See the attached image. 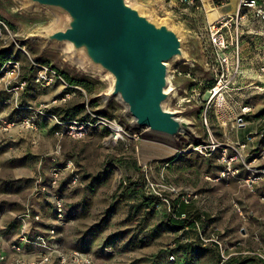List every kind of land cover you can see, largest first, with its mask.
<instances>
[{"label":"rangeland","instance_id":"rangeland-1","mask_svg":"<svg viewBox=\"0 0 264 264\" xmlns=\"http://www.w3.org/2000/svg\"><path fill=\"white\" fill-rule=\"evenodd\" d=\"M126 1L177 30L188 55L167 68L178 96L164 109L189 124L179 136L137 127L124 103L110 96L111 74L84 53L43 39L65 29V12L30 0H0V21L7 26L0 35L3 263L12 250L13 264L48 257L45 264H261L264 183L250 188L246 180L250 163L262 160L264 151L253 159L261 148L244 155L231 141L247 101L238 106L226 99L223 106L209 93L218 69L207 19L233 14L235 3ZM40 67L53 77L49 86L37 82ZM59 97L67 100L51 106L49 117L39 113ZM88 111L129 136L111 143L112 131L99 123L80 139L56 136L58 123L87 120ZM185 199L188 220L173 227L170 219L180 216L173 202Z\"/></svg>","mask_w":264,"mask_h":264},{"label":"water","instance_id":"water-1","mask_svg":"<svg viewBox=\"0 0 264 264\" xmlns=\"http://www.w3.org/2000/svg\"><path fill=\"white\" fill-rule=\"evenodd\" d=\"M30 1L68 15L65 29L43 39L69 43L74 53H84L92 66L109 72L114 79L110 96L124 103L137 127L166 137L189 128L163 107L166 63L183 54L177 30L153 22L126 0Z\"/></svg>","mask_w":264,"mask_h":264},{"label":"built area","instance_id":"built-area-1","mask_svg":"<svg viewBox=\"0 0 264 264\" xmlns=\"http://www.w3.org/2000/svg\"><path fill=\"white\" fill-rule=\"evenodd\" d=\"M182 4L195 7L197 3L203 2V0H181ZM256 27H259V31L264 30V1L263 0H239L236 11L231 15L222 16L209 24L208 37L213 51L216 55V67L217 71V84L209 91L211 98L217 97L226 101L234 99L235 93L241 92L242 81L248 80L247 89L255 94L262 95L264 97V43L260 44L256 49L257 61L253 63L252 69L245 73L244 63L245 59L242 55L243 40L246 35H251ZM7 26L3 21H0V35ZM49 69L40 67V71L37 75V82L46 83L50 85L53 77H49ZM56 76V75H55ZM64 85V91L70 87L64 79H60ZM69 97V95H67ZM65 97H59L50 103H46L42 106L41 115L49 117L50 107L59 103L66 102ZM252 113V108L248 105L242 106L240 111V117L247 116ZM89 117L84 121H63L58 123L59 130L56 132V136H68L73 139H80L84 137L88 130L96 125L101 124L106 126L112 131L110 137L111 143H118L125 139L127 133L122 127L116 128L112 122L97 117L93 112L88 111ZM52 117V116H51ZM96 119L98 122H96ZM241 121V122H240ZM238 123L243 125V120L239 119ZM254 136L262 137L263 134L255 132ZM246 145H239V150H244ZM236 158L231 159V161ZM250 174L246 180L247 185L252 188L259 183H264V170H260L256 167L248 168ZM239 171H236V173ZM264 202V197H263ZM184 203H189L186 199ZM56 212L59 217H62V203L56 202ZM184 220H188L186 216H183ZM197 225V222L194 221ZM25 238V237H24ZM25 242V239H22ZM219 246H222L218 241L213 240ZM47 248V246H42ZM14 250L19 251L17 246L13 247ZM49 258V257H48ZM45 258L41 263L18 260V264H45L49 259ZM4 257H0V262H4ZM89 263L90 262H86Z\"/></svg>","mask_w":264,"mask_h":264},{"label":"crops","instance_id":"crops-1","mask_svg":"<svg viewBox=\"0 0 264 264\" xmlns=\"http://www.w3.org/2000/svg\"><path fill=\"white\" fill-rule=\"evenodd\" d=\"M233 3H235V11L238 6L239 0H232ZM264 1V0H263ZM225 16V15H223ZM222 17L220 15L218 18ZM217 18V19H218ZM216 20V19H215ZM208 26L213 21H208ZM251 35H246L245 39L243 40L242 45V55L245 59V63L243 65L245 73L249 72L250 69L253 67V63L257 61V54L256 49L257 47L264 43V30L259 31V27H256L253 31H250ZM241 92L235 93L233 101L238 105L242 106V103H244V100L247 101L248 106L252 108V113L241 117L240 119L243 120V125L239 126V129L236 130L234 140H231L236 145H246V148L242 150L243 154H249L253 151L259 150L258 148H261V151L253 152L250 157H253V159L258 157L263 151H264V97L259 94H255L248 90L247 83H249L248 80H244L241 82ZM221 105L225 106V101L220 99ZM243 105V106H246ZM262 133V137H256L254 136L255 132ZM261 158H257L256 161H252L250 164H252L253 167H264V158L260 160ZM260 188V184H257L254 186V188ZM254 189H252L253 191ZM183 210V205L180 207V203H177L176 205V214L179 215V213L183 212L184 215H188V206L186 205V210ZM182 216V217H183ZM205 219V217H204ZM7 261L5 263L0 264H13L15 256L12 253V250L8 251Z\"/></svg>","mask_w":264,"mask_h":264},{"label":"bare ground","instance_id":"bare-ground-1","mask_svg":"<svg viewBox=\"0 0 264 264\" xmlns=\"http://www.w3.org/2000/svg\"><path fill=\"white\" fill-rule=\"evenodd\" d=\"M64 47L65 48H67V49H69V50H72V46L69 44V43H64ZM183 52V54H182V56H178V57H175V58H173L172 60H170V61H168L167 63H166V65H167V68H168V70L170 69V67L172 66V64L173 63H175V62H177L178 60H186V58H187V53H185V51H182ZM82 67V66H81ZM93 71V70H92ZM94 75V74H93ZM106 75L107 76H110V73H106ZM167 81H168V85H167V87L165 88V93H167L168 94V100H167V102L163 105V107L165 108V109H167V105H168V103L172 100V99H174V98H176L178 95H177V93L176 92H174V89L172 88V84H171V77H170V74H168L167 75ZM113 85H114V79H113V81H112V85H111V91H112V89H113ZM110 91V92H111ZM182 99V98H181ZM183 100V99H182ZM115 127L116 128H119V125H115Z\"/></svg>","mask_w":264,"mask_h":264},{"label":"trees","instance_id":"trees-1","mask_svg":"<svg viewBox=\"0 0 264 264\" xmlns=\"http://www.w3.org/2000/svg\"><path fill=\"white\" fill-rule=\"evenodd\" d=\"M67 80H68V82L70 83V84H75L76 83V81L74 80V79H71V78H68L67 77ZM173 205H174V207L176 208V201H174L173 202ZM182 205H187L186 203H181L180 204V207L182 206ZM179 217H175L176 219H177V221H173V219H170V224H171V226H173V227H175L174 226V223H185L186 221L184 220V221H182L181 220V218H182V216L184 215V213L183 212H181V213H179ZM174 216H176V209H175V212H174ZM188 216V215H187ZM261 262V264H264V262L263 261H260ZM227 264H237V263H234V260H232V261H230L229 263H227Z\"/></svg>","mask_w":264,"mask_h":264}]
</instances>
